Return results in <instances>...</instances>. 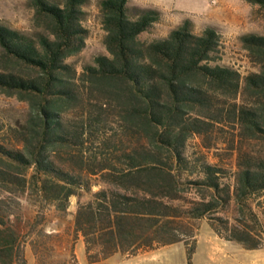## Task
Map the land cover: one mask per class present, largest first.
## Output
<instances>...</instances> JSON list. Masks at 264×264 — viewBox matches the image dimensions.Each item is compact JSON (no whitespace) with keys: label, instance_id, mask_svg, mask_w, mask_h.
<instances>
[{"label":"trees","instance_id":"1","mask_svg":"<svg viewBox=\"0 0 264 264\" xmlns=\"http://www.w3.org/2000/svg\"><path fill=\"white\" fill-rule=\"evenodd\" d=\"M28 1L41 31L0 25V93L27 106L21 122L0 124V264H26L43 210L63 214L71 198L88 263L182 242L194 264L201 220L263 247L264 35L239 36L257 67L241 75L221 63L212 26L196 34L183 19L146 40L159 10L98 0L106 53L78 72L67 59L84 47L86 0ZM246 1L264 14V0ZM23 194L37 208L27 228Z\"/></svg>","mask_w":264,"mask_h":264},{"label":"rangeland","instance_id":"2","mask_svg":"<svg viewBox=\"0 0 264 264\" xmlns=\"http://www.w3.org/2000/svg\"><path fill=\"white\" fill-rule=\"evenodd\" d=\"M98 0H86L82 6L84 18L82 26L87 30L84 47L79 53L67 59L76 71H81L85 64H92L93 57L106 53L103 45L104 31L100 24L97 9ZM130 8L149 7L160 11V20L153 29L141 35L142 39L150 40L164 36L171 28L183 19L192 22V31L199 34L202 29L212 26L220 35L221 63L232 66L241 75L257 70L241 48L239 36L244 34L264 35V14L257 6L246 0H129ZM0 25L33 35L41 31L34 18V11L28 0H0ZM27 106L14 96L0 93V124L4 133L7 125H14L24 119ZM198 138L189 141L190 146L199 145ZM87 198L86 195L82 200ZM22 225L27 228L36 216L34 207L26 194L20 196ZM76 209V199L71 198L68 208L63 214H57L52 208L44 212L43 233L41 225L26 239L23 246L26 264H187L186 250L182 242L161 247L147 256L134 257L124 261L116 254L97 263H88L85 259L81 235L73 234V216ZM202 221V220H201ZM199 221V227L200 222ZM205 228L213 231L204 222ZM51 233V235H47ZM199 243L197 260L199 264H208L206 260L205 229H198ZM197 249L195 243L194 252ZM193 252V253H194ZM229 252V250H227ZM131 258V257H130ZM192 262L193 254H192ZM229 264L228 258L220 263Z\"/></svg>","mask_w":264,"mask_h":264},{"label":"crops","instance_id":"3","mask_svg":"<svg viewBox=\"0 0 264 264\" xmlns=\"http://www.w3.org/2000/svg\"><path fill=\"white\" fill-rule=\"evenodd\" d=\"M204 222H205L204 220L200 222V227L201 229L202 228L205 229L206 238L204 245L206 248V260L208 264L220 263L223 262L224 260H227V258L229 264H264V246L259 249H245L241 245L235 242L226 241L219 238L213 231L205 228ZM197 236H198V232H197ZM197 236H196L197 249L193 253V261L196 264H199L197 260V253H198V245H200V243H199V238H197ZM158 249L151 250L134 257L147 256L149 254L154 253ZM227 250H229V252H227ZM134 257L125 258L123 260L126 261Z\"/></svg>","mask_w":264,"mask_h":264}]
</instances>
